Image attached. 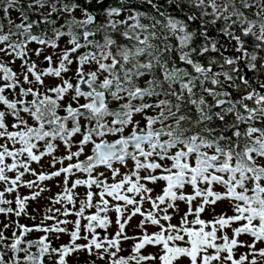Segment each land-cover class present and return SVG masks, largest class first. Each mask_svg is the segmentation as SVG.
<instances>
[{
  "label": "snow or ice",
  "instance_id": "6c2138e0",
  "mask_svg": "<svg viewBox=\"0 0 264 264\" xmlns=\"http://www.w3.org/2000/svg\"><path fill=\"white\" fill-rule=\"evenodd\" d=\"M0 215V264H264V0H0Z\"/></svg>",
  "mask_w": 264,
  "mask_h": 264
},
{
  "label": "flooded vegetation",
  "instance_id": "af4514ba",
  "mask_svg": "<svg viewBox=\"0 0 264 264\" xmlns=\"http://www.w3.org/2000/svg\"><path fill=\"white\" fill-rule=\"evenodd\" d=\"M16 15H17V14L14 12V13H13V18H15ZM36 18H37V17L33 16V19H36ZM17 22H18V21H17ZM29 47H31V48H35L36 45H35V44H32V45H30ZM225 54H226V55H231L232 53H231V52H227V53H225ZM32 58H33V59H36L35 56H33ZM18 64H19V61H17V67H18ZM59 154H60V153H57V155H59ZM42 164L44 165V168H45L46 170H51V169H48V159H47V158H45V159L42 161ZM32 167H33V168H37V171L40 170L36 164H33ZM25 179H32V177H31V176H26ZM47 183H48L49 187H51V192L44 193V196H45V197L50 196V195H52V194H54V193L60 191V189H59L58 187H56V183H57V182H56L55 180H53V181H49V182H47ZM50 183H51V184H50ZM20 191H21L22 194H27V191H28V190H27L26 188H21ZM79 191H80V192H83L84 189H83V188H80ZM9 198H12V197L10 196ZM41 200H43L41 203H36V202H31V201H30V202H29V206H28V208H27L28 213H30L31 215H35V216L37 217L35 223H40V219H41V215H42V210H43V208L45 207V205L47 204V201H46L45 199H41ZM36 204H40V205H42V207L37 206ZM57 207H59V205H57ZM224 210H227V207H226ZM229 214H231V213L229 212ZM111 215H112L113 217L115 216L114 213H111ZM70 218H71V217H70ZM138 218H139V217H138ZM10 219L15 220L16 217H15V216H12V217H10ZM0 222H5V223L7 222V220L5 219V217H4L3 215H0ZM136 222H137V217L133 220V222H132V227L129 228V229H132L133 232L135 231V224H136ZM172 222L175 223L174 220H173ZM20 223L31 226L34 222H33L32 220L28 219L27 217L22 216V217L20 218ZM0 227H2V224H0ZM129 229H128V234H129ZM154 230H155V229H153V230H151V231H154ZM110 231H111V230H110ZM6 234L10 235L11 233H10V231H9V232L6 233ZM133 234H134V233H133ZM133 234H129V235H133ZM40 235H42V233L33 232V233L29 234L28 239L37 238V237L40 236ZM68 239H69V237H67V236H62V237L60 238V240L54 241V244L58 246V245L61 244V243H66V242L68 241ZM131 243H132L131 241H128V242H126V243L123 244V247H124L126 250H129V249H130V246H131ZM122 254L127 255V251H125V252L122 253ZM87 259H89V258L87 257L86 254H81L78 262L76 261L75 257H73V258L70 260L69 264H84V262H85Z\"/></svg>",
  "mask_w": 264,
  "mask_h": 264
},
{
  "label": "rangeland",
  "instance_id": "374dc122",
  "mask_svg": "<svg viewBox=\"0 0 264 264\" xmlns=\"http://www.w3.org/2000/svg\"><path fill=\"white\" fill-rule=\"evenodd\" d=\"M61 46H63V45H61ZM157 191H159V189H157ZM42 201L43 200H40V201H38L36 203H41ZM36 205L42 207V205H40V204H36ZM145 207H147V205H145ZM226 207H227V202H224L223 204H221V205L218 206L217 211L219 212L221 210H224ZM181 208L182 209L184 208V205L183 204H181ZM205 218L207 219V218H210V217H209L208 214H205ZM139 219L140 218L137 217V221ZM174 222L177 223V219H174ZM151 230H153V228H149V231H151ZM133 233H134L133 230L132 229H129V234H133ZM148 251L155 252V251H157V249H155V248H149ZM240 251L243 252V251H245V249H240Z\"/></svg>",
  "mask_w": 264,
  "mask_h": 264
},
{
  "label": "trees",
  "instance_id": "16d2710c",
  "mask_svg": "<svg viewBox=\"0 0 264 264\" xmlns=\"http://www.w3.org/2000/svg\"><path fill=\"white\" fill-rule=\"evenodd\" d=\"M61 45H63V42H62V44Z\"/></svg>",
  "mask_w": 264,
  "mask_h": 264
},
{
  "label": "water",
  "instance_id": "95a60500",
  "mask_svg": "<svg viewBox=\"0 0 264 264\" xmlns=\"http://www.w3.org/2000/svg\"><path fill=\"white\" fill-rule=\"evenodd\" d=\"M46 66V65H45Z\"/></svg>",
  "mask_w": 264,
  "mask_h": 264
}]
</instances>
